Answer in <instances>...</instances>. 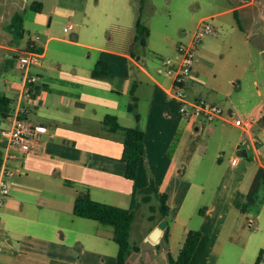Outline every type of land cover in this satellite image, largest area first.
<instances>
[{
	"label": "crops",
	"instance_id": "0c3cea01",
	"mask_svg": "<svg viewBox=\"0 0 264 264\" xmlns=\"http://www.w3.org/2000/svg\"><path fill=\"white\" fill-rule=\"evenodd\" d=\"M126 2L52 0L47 7L46 22L43 1L38 6L34 2L28 4V0H0V23L5 33L12 35L16 15H21L24 31L28 17L45 26L20 52L25 53L30 41L36 46L38 56L29 69L35 79L31 88L33 100L26 103L27 119L46 128L36 134L43 149L37 145L24 153L7 150V143L2 147V159L6 155L14 157L6 160L12 174L6 178L9 194L0 208V241L4 246L0 264H117L118 250L114 251L111 245L114 243L110 239L111 229L76 217L72 212L74 199L88 193L95 201L133 209L139 201V191L153 181L167 195V205L171 195L178 198V205L173 208L168 205L169 212L177 217L191 187L186 171L196 162L198 154V144L191 143L192 129L196 134L205 131L220 138L231 136L227 141L233 146V153L214 189L211 217L223 218L228 213L232 190L239 187L249 167L246 160L235 155V149L251 143L255 165L264 168L250 132L264 112L251 120L249 129L232 122V112L213 123H189L166 94L170 79L160 68H154L153 62L145 60L146 45L132 42L125 51L105 47L102 36L108 26L132 27L137 20L138 0H130L134 17ZM147 3L151 0L142 2L141 23ZM263 8L256 0H231L226 9L206 16L234 13L245 25L254 28L251 39L254 37L264 45V40L257 37L259 24L264 25L262 14L258 17ZM58 17L67 20L62 30L53 27ZM69 24L73 28L65 32ZM7 42H0V49L10 53L20 50ZM172 51L174 55L176 47ZM98 61L107 63L108 78H93ZM4 62L7 70L11 64ZM196 63L197 59L186 85L188 90L198 81L192 76ZM21 79L22 75L20 82ZM20 87L21 83L19 90ZM203 96H207L206 90L199 91L194 98ZM130 105L134 106L133 111L128 110ZM109 116L115 117L121 127H136L144 133V155L134 181L124 177L121 135L104 127L103 122ZM179 129L187 136L176 142ZM221 150L217 151L220 161ZM242 157H248L246 150ZM160 221L144 236L146 241ZM159 242L151 245L155 247Z\"/></svg>",
	"mask_w": 264,
	"mask_h": 264
},
{
	"label": "rangeland",
	"instance_id": "374dc122",
	"mask_svg": "<svg viewBox=\"0 0 264 264\" xmlns=\"http://www.w3.org/2000/svg\"><path fill=\"white\" fill-rule=\"evenodd\" d=\"M42 1L46 5L42 14L46 16L47 22V7L52 0H28V4ZM256 1L264 6V0ZM230 2L231 0H151V3H147V11L142 18V23L148 31L145 60L153 62L154 68H160L163 59L173 56L172 50L175 47L190 41L198 23L204 19L214 32L204 36L201 43L196 46V72L192 76L198 81L190 90L186 88L187 98L194 100L196 93L206 90L207 96L200 98L221 107L224 117L232 112L233 118L230 119L232 122H243L254 120L264 112V45H260L254 37L251 39L255 32L254 28L245 25L243 19L234 13H223L214 18L206 16L226 9ZM126 3L131 17H134L130 0ZM31 13L33 12L30 11ZM261 14L264 18V8L258 17ZM56 21L53 27L60 30L67 22L63 17H58ZM259 26L257 37L264 40V25ZM3 27L0 23V42L8 41L7 43L20 49L15 53L0 49V93L14 100L12 104L14 108L16 90L19 91L18 85L21 83L22 75L16 67L17 59L23 54L20 51L26 47L28 40L34 39L36 33H41L42 27L45 26L32 22L31 17H28L25 20V31L20 37L5 33ZM130 28L116 24L108 26L102 36L106 43L105 47L118 51L128 49L132 44V33L128 32ZM246 40L249 43H246ZM107 43L113 48H108ZM4 61L11 64L7 70L4 69ZM11 121L12 116L6 118L0 116L1 148L6 143L2 132L9 131ZM250 132L264 165V128L254 123ZM182 133L183 131L179 129L176 142L181 136H187L186 133L184 135ZM191 133L194 134L191 143L198 144V154L196 162L186 171V179L191 187L179 215L174 217L169 212L167 217L170 227L168 242L156 248L144 239L149 229L160 218L158 202L153 195L150 205L141 204L135 212L130 243L136 251L131 252L126 264H169L168 253L174 259L177 257L189 230H198L201 234L190 264H256L260 251H263V257L259 264H264V183L259 186L252 204H247L246 197L258 169L254 163L256 159L251 143L239 148L241 151L238 149L234 151L235 155L249 163V167L239 187L232 190L228 213L223 218L211 217L209 211L214 189L233 153V146L227 141L231 136L220 138L217 134L205 131L196 134L193 129ZM218 149H223L219 152L222 156L221 161L217 154ZM244 150L247 158L242 157ZM173 187L174 194L176 184L173 183ZM175 197L171 195L169 199L170 208L178 205V198ZM150 206L156 208L154 213L150 211ZM111 245L114 246V251L118 250L115 243Z\"/></svg>",
	"mask_w": 264,
	"mask_h": 264
},
{
	"label": "trees",
	"instance_id": "16d2710c",
	"mask_svg": "<svg viewBox=\"0 0 264 264\" xmlns=\"http://www.w3.org/2000/svg\"><path fill=\"white\" fill-rule=\"evenodd\" d=\"M143 0L139 1L137 10V20L133 27L128 29L132 33V42L138 43L141 46L146 45V37L148 35L147 28L140 21V14L142 9ZM33 5L40 6L41 3L34 2ZM33 7V6H32ZM12 34L15 37H20L24 30L22 25L21 15L14 17V22L11 26ZM112 37V36H110ZM111 39V38H110ZM31 42V41H30ZM29 42V43H30ZM108 48L110 47L107 43ZM125 51V50H122ZM93 78L106 79L108 78L107 63L98 61L92 71ZM14 100L7 97L5 94L0 93V116L6 118L11 116ZM134 106L128 107L129 111H133ZM104 127L108 132L118 133L122 137L123 150L121 154V160L124 163L125 171L124 177L129 181H134L137 175L138 167L141 158L144 155V133L139 128H124L119 125L116 118L109 116L104 120ZM256 124L260 128H264V116L261 117ZM2 163V148L0 147V165ZM264 183V168H258L254 178L252 180L249 191L246 194L247 204H252L255 199V195L259 186ZM155 196L158 206L157 210L160 214L159 220L166 221V228L163 232L161 241L155 246L159 247L162 243L168 242L169 237V225L167 223V217L169 215V207L167 205V195L162 189L157 186L153 181H150L149 185L139 191V201L133 209L122 208L110 204L101 203L90 198L88 193H81L73 201L72 212L81 219L93 220L102 226L109 227L111 229L110 239L117 247V264H126V260L132 251H136V248L130 243L131 227L134 221L135 212L141 204L150 205L152 202V196ZM244 209V208H241ZM150 211L154 213L156 208L150 206ZM245 211V210H242ZM153 218L152 216L150 217ZM200 231L189 230L186 234L185 240L179 250L177 257L174 259L168 253L169 264H190L192 257L200 242ZM263 257V251H260L256 264H259Z\"/></svg>",
	"mask_w": 264,
	"mask_h": 264
},
{
	"label": "built area",
	"instance_id": "2783aa9c",
	"mask_svg": "<svg viewBox=\"0 0 264 264\" xmlns=\"http://www.w3.org/2000/svg\"><path fill=\"white\" fill-rule=\"evenodd\" d=\"M72 28L73 25L69 24L64 28V31L68 32ZM213 32L214 29L205 20H202L192 34L190 41L179 44L173 56L161 61L159 71L170 79V85L166 90V94L177 104L179 113L189 123L195 121L213 123L223 116V110L218 105L208 103L202 98L189 100L185 91L196 59V46L201 43L204 36ZM37 56L36 46L33 42H30L25 53L17 59L16 67L22 72V79L21 87L15 100L16 104L11 114L10 129L7 132H2V135L6 138L7 150L13 149L29 153L37 145L39 149H43V146H40L36 140V134L45 132L46 128L34 125L27 119L29 108L26 105L27 102L33 100L31 88L35 78L29 73V69ZM235 123L244 129H249L252 125L251 120L236 121ZM8 157L14 156L6 155L0 165V208L3 207L5 198L9 194V186L5 182V179L12 174L6 165ZM3 249L4 246L0 241V252Z\"/></svg>",
	"mask_w": 264,
	"mask_h": 264
},
{
	"label": "water",
	"instance_id": "95a60500",
	"mask_svg": "<svg viewBox=\"0 0 264 264\" xmlns=\"http://www.w3.org/2000/svg\"><path fill=\"white\" fill-rule=\"evenodd\" d=\"M166 221L165 220H161L157 226L152 230V232L149 235V241L152 244H155L157 242L160 241L161 236H162V232L165 230L166 228Z\"/></svg>",
	"mask_w": 264,
	"mask_h": 264
}]
</instances>
